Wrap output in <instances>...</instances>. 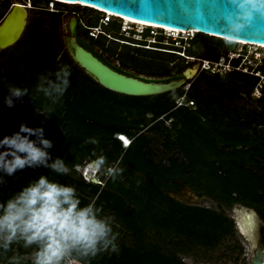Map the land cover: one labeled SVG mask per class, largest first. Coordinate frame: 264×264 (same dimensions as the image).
<instances>
[{"label": "trees", "instance_id": "16d2710c", "mask_svg": "<svg viewBox=\"0 0 264 264\" xmlns=\"http://www.w3.org/2000/svg\"><path fill=\"white\" fill-rule=\"evenodd\" d=\"M27 2L32 13L27 17L20 38L1 53L0 138L18 131L21 123L32 128L42 126L44 138L51 141V147L47 149L49 157L53 160L63 159L73 174L78 176V173L73 169L83 166L85 162L91 163L98 156L105 157V164L98 171L99 181L104 179L107 174L106 170L111 167V163L118 162L116 167L123 171L115 179L109 177L102 186L86 183L80 178L75 179L68 173L57 174L50 168L41 165L26 166L24 169L15 171L12 175H7L0 170V202L11 198L22 187L35 181L41 175L75 187L82 205L93 202V198H95L94 203L97 206L101 207L103 211L112 213L114 221L120 227L117 232L120 231L125 237H128V240L127 242L116 240L118 245L116 252L105 251L94 258H70L75 261V264H181L178 258L179 253L189 254L197 245L215 246L221 233L225 232L226 218L220 212L185 206L169 199L163 191L175 190L177 185L174 184V181L177 179H182L196 192H205L217 198L226 207L230 208L232 205H241L249 209L255 207L264 219V213L260 208H257V205H264V186H261L259 180L246 168L249 161H252L257 155L262 156L263 153H248L247 135L241 133L252 124H264V110L261 113L247 111L244 113L238 109L230 110L225 102L218 101L211 92L203 93L198 87L197 79L193 81L192 85L190 84V90L186 92L174 90L154 96L131 97L106 90L91 80L62 51L57 32L59 15L57 12L52 13L44 10L47 3L53 1L28 0ZM11 5L10 0H0L2 13L0 21L8 13ZM98 20H102V18L96 17L94 22L86 21L83 26L89 39L95 42L99 38L103 40V43H99L100 47L104 48L105 40L109 39L114 47L107 51L113 55L116 53L115 46H120L122 48L120 53L124 51L132 59L152 58L163 65L161 69L155 71L129 65L138 70L139 74L145 72L147 76L166 77L183 72V69L178 66H168V63L174 58L184 60L175 53L174 49L176 48L173 47L171 40L168 51L163 52H149L148 49L130 47L119 43L121 40L116 38L122 37L119 25L115 26L110 21L103 25ZM100 26H103L104 30L105 26H114L116 36L113 37L107 33L99 34L96 37L89 35L90 28ZM145 35H148V31L142 34V36ZM198 35L205 37V35L194 33L185 50L186 55L190 58H194L190 52L194 48ZM162 36H157L158 41L163 39ZM19 56L21 58H18ZM118 56V60L123 65H127ZM218 57L219 53L216 55V59ZM58 65L71 66L105 92L136 99L137 103L124 107L121 113H119L120 111L116 112L111 106L105 107L101 112L93 109L89 111L87 108V113H79L81 111L69 110L71 103L75 100L70 88L65 92L61 101L53 104L42 93H35V85L38 82L39 74H47L49 78L54 79L52 74L57 70ZM247 78L246 83L243 78L232 80L235 93L233 96H228L227 99H232L239 90L243 89L245 92H249L254 87L255 79L250 76ZM73 83L72 85H76V81ZM12 84L28 88V95L13 98V106L7 107L4 103L9 94L6 87L13 86ZM226 85L228 84L226 83ZM210 89L211 85L206 86V90ZM184 93L186 101L196 102L195 112L185 106L175 108L174 100L171 97L178 98ZM44 105L53 110L40 112L39 110ZM148 115H150L149 120H147ZM202 117L204 121H201ZM222 118H228V122L223 123ZM241 118H250V121L243 123L240 121ZM166 120L171 121L172 127L178 125L179 128L174 140H170L168 135H164L162 145L167 150L180 152L184 161L168 158L167 165H157L153 162L151 149V144L157 143V140L140 133V128H146V131L160 135L161 129H164L162 122ZM227 124L240 126L237 134L234 133V137L230 136L233 133L227 127L228 130H221V126ZM208 133L212 134L216 151L215 159L212 160V176L217 179L214 181L216 187L214 191L205 187L202 181L201 186L205 188H199L197 172L193 168L196 156L191 149L185 150L183 146V138L190 146L193 143L194 134L207 137ZM117 134L130 139L126 148L121 147L116 138H113ZM29 138L36 139L35 136ZM89 138H96L98 143L93 144L90 140L85 143V140ZM227 148H230L229 152L226 150ZM223 158L225 167L222 166ZM136 171L145 174L143 185L135 186L132 175ZM203 173L200 176H206ZM115 230L113 226L114 233ZM150 232L156 236L155 243L149 240ZM169 236L172 237L167 240L165 237ZM15 243L13 241L7 250L0 248V261L7 258L15 248L20 254V246L16 247ZM31 246L36 251L37 246L35 244Z\"/></svg>", "mask_w": 264, "mask_h": 264}, {"label": "rangeland", "instance_id": "374dc122", "mask_svg": "<svg viewBox=\"0 0 264 264\" xmlns=\"http://www.w3.org/2000/svg\"><path fill=\"white\" fill-rule=\"evenodd\" d=\"M28 0H10L12 5L16 2L27 6ZM11 5V6H12ZM51 3L48 2L46 8H44L45 11L48 12H57L59 15L58 17V36L60 43L62 45V51L65 52L66 56L69 58L66 50L64 41L66 37V32L68 31V23L71 19H80L83 24H85L86 21L94 22L95 18L98 19L102 18L104 21V15H102L100 12L87 9L85 7L81 6H71V5H64L56 3H53V8H50ZM31 7H27V17L29 14H31L32 10H30ZM0 11V16H1ZM27 20V19H26ZM109 21L113 23L115 26L119 25V32L122 33V28L126 24V22L122 19L116 18V17H110ZM100 23V21L98 20ZM131 24V23H130ZM132 28H136L137 30L141 29V26L138 27L130 25ZM101 29H104L102 26ZM86 31V29H84ZM105 30L107 33L110 34V36H116L114 26H105ZM148 28L144 29L145 31H148ZM87 33V32H86ZM157 34L162 35L164 32H160V29H157ZM150 34V33H149ZM167 34L166 32L164 35ZM177 33H174L173 36L175 37ZM88 35V33H87ZM86 35L87 42L103 57L107 58L108 60L112 61L115 64H118L121 68H124L128 71H131L133 73L139 74V71L132 68V67H138V68H147L149 70H159L163 67V65L156 60L152 58H130L126 52H121L122 48L120 46L116 47V53L113 55L111 52L107 51L109 48L112 50L114 47L112 41L109 39L105 40L104 48L100 47L99 43H103L102 39L99 38L98 41H92L89 39V37ZM189 34H180V37H187ZM85 36V35H84ZM88 37V38H87ZM172 40V39H171ZM220 39H211L208 36H205L204 38L200 35L197 36L196 41L194 43V48L191 50L190 54L194 56V61L189 60H180V59H173L170 63H168L169 67L178 66L183 71L187 70L190 72L191 76L190 79L182 82L173 83L170 88H172L170 91L174 90H180L182 92H185V90H190V84L192 85L193 81L197 79L200 89L203 93L209 94L210 92L217 98L220 102H225L227 106L232 109H238L240 112H256L261 113L264 110V102L258 106H255L252 102H250L249 99L243 98V100L239 97H233L232 99H227L228 96L234 95V86L232 84L233 79H240L243 78L245 80V83L247 82L246 75H238V73H228L226 75H211L207 72L200 71L199 61L203 59L208 60H216V55L219 53V57L223 55H226L229 50L232 51L236 48L235 44L226 46L223 42V40ZM99 45V46H98ZM107 47V48H106ZM231 48V49H230ZM45 49L44 47L42 48ZM229 49V50H227ZM4 50V49H3ZM0 51V73L2 72L1 67V60L3 52ZM227 50V51H226ZM186 53V52H185ZM187 54V53H186ZM122 59L127 65H123L117 58ZM150 55V54H149ZM135 57L137 55L134 54ZM197 57V58H196ZM18 58H21L19 56ZM192 58V57H191ZM23 60V59H22ZM24 61V60H23ZM20 63V61H19ZM20 65V64H19ZM132 67H130V66ZM71 69L72 75L69 77L70 80V86L68 89L71 88V92L75 96V100L71 103V106L69 107V110L76 111L79 113H87V110H98L103 111V109L107 106H111L116 110V112L120 111L122 112V109L124 107L133 105L134 103H137L136 99H129L123 96L114 95L112 93L105 92L101 88H99L97 85L91 83L86 79L84 76H82L78 71H76L73 67L69 66ZM177 73H175L176 75ZM142 75H145V72L142 73ZM193 76V77H192ZM157 77V76H152ZM192 77V78H191ZM166 78V77H165ZM76 81V85L73 82ZM230 81V83H228ZM226 83L228 85H226ZM226 86H225V85ZM211 85L210 90H206V86ZM224 85V86H223ZM208 88V87H207ZM264 89V87H263ZM169 92V91H168ZM172 100H175L176 98L174 96L171 97ZM252 99V98H251ZM196 102L194 103V106L189 108L190 111L195 112ZM83 109V110H82ZM85 109V110H84ZM79 113H77L79 115ZM90 114V113H89ZM150 115L147 116V120H149ZM223 123L228 122V118H222ZM77 121V120H76ZM201 121H204V118H201ZM161 127V125H160ZM221 130H226L227 128L233 133L230 136L234 137V133L237 134V130L240 129V126H236L233 124H227L222 125ZM227 127V128H226ZM162 128H164L163 131L161 129L160 135L159 133L155 132H149L146 131V128H140V133H144L146 136L154 138L157 140V143L151 144L152 154H153V162L155 164H161V165H167L168 162L166 161L168 158H176L177 160L184 161L183 155L176 151V150H167L163 147V139L164 135H168L170 140H174L176 136V132L179 128L177 125L176 127L171 126V121L166 120L162 122ZM227 129V130H228ZM167 133V134H166ZM230 133V132H229ZM242 134L247 135V146L248 153L250 154H260L263 153L262 156H255L252 161H249L246 168L249 169V173L252 172V174L255 176L257 180H259V183L261 186H264V124L261 125H250L247 129L243 130L241 132ZM118 135V134H117ZM117 135L113 136V138H116V140L119 142L120 146L122 147V143L118 140ZM209 135V136H208ZM207 137H200L196 134L193 135V143L189 146L187 141L183 138V146L185 150L191 149L192 152H194V164L193 168L197 172V181L199 188H205L207 187L209 190L214 191L215 190V183L216 177L212 176L213 172V166H212V160L215 159L216 151L215 145L212 141V134L208 133ZM125 137V136H124ZM127 138V137H126ZM129 141L130 139L127 138ZM219 147H221L219 145ZM217 146V148H219ZM69 149V148H68ZM228 152L230 151V148L226 149ZM49 163H52L54 160L50 157H48ZM221 161V160H220ZM105 164V163H104ZM111 167H116L118 165V162H114L110 164ZM223 167L224 165V158H223ZM73 170H75L78 173V176L73 174L71 171H68L67 173L71 175L73 178L78 179L80 178L86 183H93V184H100L103 186L105 181L110 177L107 174L104 176V179L102 181H99L98 175L96 177H93V172L95 169L90 168V163L85 162L83 166L75 167ZM86 170H89L86 173ZM83 172V176H81ZM204 172V173H203ZM201 173L205 174L206 176L202 177L200 176ZM209 175V176H208ZM133 182L135 186L143 185V182L145 181V174L140 171H136L132 175ZM202 184L205 187L201 186ZM174 184L177 185V188L175 190H165L163 191L164 195H166L169 199L185 205V206H191V207H199L203 209H208L211 211H214L216 213H221L226 218L225 221V232L221 233L220 239L217 241V244L215 246L206 247L203 245H197L194 247L189 254H183L179 253L178 258L181 264H251L252 258H253V250L249 247L248 242L246 239L242 236V234L239 232L236 226V221L234 220L235 210L234 207L237 205H232L230 208L226 207L222 203L218 201L217 198L206 194L205 192H196L194 189L192 190L188 184H186L182 179H177L174 181ZM250 185V184H249ZM205 193V194H204ZM261 193V192H259ZM233 196V195H232ZM257 208H260L262 212L264 213V205L260 206L257 205ZM253 209L258 217L261 219L260 226L264 225V219L261 217V215L257 212L256 208L253 207ZM234 211V212H233ZM103 213L100 215H112V213L108 211H102ZM113 224L116 234V240L127 242L128 237H125L120 231L117 232V229H119L118 223L114 221V219L111 221ZM230 223V224H228ZM261 228V227H260ZM153 233V232H152ZM151 232L149 233V240H151L153 243L156 242L157 239L156 236H154ZM172 237V236H171ZM165 237L167 240L171 238ZM166 240V241H167ZM15 246L19 247L21 249L20 254L17 253L16 248L10 253V255L1 260L0 264H32L34 256L33 253L35 252L34 247L31 245L24 246V242L22 240H14ZM16 259H13V258Z\"/></svg>", "mask_w": 264, "mask_h": 264}, {"label": "clouds", "instance_id": "9594fccd", "mask_svg": "<svg viewBox=\"0 0 264 264\" xmlns=\"http://www.w3.org/2000/svg\"><path fill=\"white\" fill-rule=\"evenodd\" d=\"M230 3L233 8L224 16V24L220 25L226 46L236 42L254 17H264V0H230ZM121 36L126 39L122 44L127 46L140 47L137 43H142L149 47L155 44L154 38L144 39L142 34L136 35L132 31ZM52 75L54 79L47 74L37 76L35 93H42L55 104L68 90L72 73L68 65H58ZM12 85L6 87L9 94L4 103L7 107L13 106V98L28 95V88ZM52 110L44 105L39 111ZM30 136L36 139H30ZM89 140L93 144L98 143L96 138L86 139L85 143ZM50 147L51 141L44 138L42 126L32 128L21 123L18 131L0 138V170L12 175L26 166L41 165L57 174H67L69 168L63 159L48 163L47 149ZM104 163V156L91 161L90 168L95 169L93 177L98 175ZM106 171L115 179L123 169L108 167ZM79 173L84 177L83 172ZM94 201L95 198L93 202L82 205L75 187L41 175L11 198L0 202V248L7 250L14 240H22L24 246L35 244L37 249L33 253L32 264H71L70 258H94L105 251L116 252L118 245L111 223L114 217L100 215L103 210Z\"/></svg>", "mask_w": 264, "mask_h": 264}, {"label": "water", "instance_id": "95a60500", "mask_svg": "<svg viewBox=\"0 0 264 264\" xmlns=\"http://www.w3.org/2000/svg\"><path fill=\"white\" fill-rule=\"evenodd\" d=\"M65 5L81 6L100 13H108L119 19L126 18L143 24L160 27V30L169 29L202 34L208 37L223 40L220 28L224 24V16L232 10L230 0H52ZM79 4H84L79 5ZM0 21V26L8 18L12 7ZM24 6V5H23ZM25 9L27 7L25 6ZM26 11V10H25ZM26 24V21H25ZM78 21L69 22L70 35L77 47L75 56L67 51L73 63L96 84L111 92L131 96H154L170 91L173 83L188 80L185 70L177 75L154 78L136 75L110 64L102 58L89 44L77 38L76 26ZM25 27V25H24ZM24 27L17 37L10 43L1 44L0 51L13 45L21 36ZM164 28V29H163ZM236 41L249 45L264 46V17L256 16L241 32ZM161 86L160 91L153 92L152 87ZM239 208H246L237 205ZM236 206L234 207V209ZM240 208L238 210H240ZM249 210V209H248ZM234 212V211H233ZM235 220V219H234ZM237 226V225H236ZM238 229V228H237ZM260 244L264 245V227L260 233ZM253 264V261H251Z\"/></svg>", "mask_w": 264, "mask_h": 264}, {"label": "built area", "instance_id": "2783aa9c", "mask_svg": "<svg viewBox=\"0 0 264 264\" xmlns=\"http://www.w3.org/2000/svg\"><path fill=\"white\" fill-rule=\"evenodd\" d=\"M50 8L52 9V4L54 2H50ZM26 7H30L29 4H27ZM107 22L101 20V24H105ZM132 26L138 27V24H125L122 28V32L124 34H128L130 31L134 32L136 35H141L144 33V29L148 28L149 33L154 36L156 35V28H151L147 26H141L140 30H137L136 28H132ZM161 32V31H160ZM165 37L172 39L173 45L181 47V49L177 50L176 53L181 56L182 58L194 61L193 58H190L186 55L185 50L189 46L190 39L193 38L194 33H186L189 34L187 37H180V34L177 33L176 36H173L172 31H164ZM100 33L99 27L97 28H90L89 29V35L92 37H96ZM164 33L162 35H164ZM236 48L232 51H229L226 55L221 56L220 58L216 59L215 61H209V60H200L199 66L200 71L207 72L211 75H226L228 73L232 72H238L243 75L250 76L254 79L258 80L257 85L254 88V97L258 98L260 96L259 90L262 86H264V48L255 46V45H246V44H239L234 43ZM186 92V90H185ZM175 108L178 107H188L192 108L194 106V103L191 101H186L185 93L174 100ZM117 137H120V135H117ZM130 142V141H129ZM75 261L71 260V264H75Z\"/></svg>", "mask_w": 264, "mask_h": 264}, {"label": "bare ground", "instance_id": "6f19581e", "mask_svg": "<svg viewBox=\"0 0 264 264\" xmlns=\"http://www.w3.org/2000/svg\"><path fill=\"white\" fill-rule=\"evenodd\" d=\"M13 5H14L12 7L13 10L9 14L5 22L0 26V45L12 42L19 34V31L21 30L22 26L24 27L25 21L27 19V12L25 11L26 10L25 6H23L18 2L14 3ZM79 5L83 6L84 4H79ZM122 20H124L126 24L128 23L138 24L142 26L160 29V27L154 25L143 24L126 18H122ZM165 30L172 31L173 33H179L178 31L169 30L166 28L164 29V31ZM181 33L186 34L185 32H181ZM190 33H194V31H191ZM235 43L245 44L242 41L241 42L236 41ZM255 46H259V45H255ZM67 47L70 49L71 54L73 56H75V53L77 52V50H79L75 46L73 39L67 40ZM259 47L264 48V46H259ZM185 74L187 78L190 79L189 78L191 76L190 72L186 70ZM160 88L161 86L152 87L151 90L153 92H157L160 91ZM118 140L122 143L124 147H127L129 144V140L123 135L118 137ZM88 171L89 170H86V173ZM239 208L236 206V208L234 209L236 212L234 218L239 232L246 239V241L249 244V247L253 250V258H252L253 264H264V245L260 244V233H261L260 227H262L260 226L261 220L253 209L248 208L249 209L248 210L246 208H240V210H238Z\"/></svg>", "mask_w": 264, "mask_h": 264}, {"label": "flooded vegetation", "instance_id": "af4514ba", "mask_svg": "<svg viewBox=\"0 0 264 264\" xmlns=\"http://www.w3.org/2000/svg\"><path fill=\"white\" fill-rule=\"evenodd\" d=\"M73 19H75V18H73ZM77 21H78V24H77V26H76V34H77V38H80L81 40H83V41H85L87 44H89L88 42H87V40H86V38H84V37H86V31L84 30L85 29V27L83 26V23L81 22V20L80 19H76ZM100 22H101V20H99ZM70 22V21H69ZM68 31L65 33L66 34V37H64L65 38V41H64V45H65V50H66V52H67V54H68V56L70 57V55H69V53H68V51H67V40L68 39H73V37H71V35H70V29H69V23H68ZM101 27L102 26H100V28H99V30H100V33L99 34H104V33H107L104 29H101ZM98 34V35H99ZM108 35H110L109 33H107ZM132 34V33H131ZM85 35V36H84ZM119 36H120V33L118 34ZM112 36V35H111ZM157 36H160V34H156V35H154V36H152L151 34H149L148 33V35H145V36H143V38L144 39H149V40H151V39H155V44H150L149 45V47H147L148 45L147 44H142V43H137V44H139L138 46H140V48H144V49H148L149 50V52H155V51H158V52H163V51H168V49H169V45H170V40L171 39H166V37H163V36H165V35H163L162 37H163V39L162 40H160V41H158V39H157ZM114 37V36H113ZM117 39H119V40H122V41H125L126 39L122 36V37H116ZM172 41V43H173V40H171ZM90 45V44H89ZM173 45V44H172ZM91 46V45H90ZM92 47V46H91ZM130 47H132V46H130ZM93 48V47H92ZM94 49V48H93ZM95 50V49H94ZM175 51H177L176 49H174ZM96 51V50H95ZM230 51V50H229ZM97 52V51H96ZM98 53V52H97ZM99 54V53H98ZM100 55V54H99ZM102 58H104L106 61H108L110 64H112V65H115L116 67H118V68H120V69H123V70H126V69H124V68H121L118 64H115V62L113 63L112 61H110V60H108L107 58H105V57H103L102 55H100ZM70 59H71V57H70ZM73 62V61H72ZM83 71V70H82ZM126 71H128V70H126ZM128 72H131V71H128ZM131 73H133V72H131ZM235 73H238V72H235ZM133 74H136V73H133ZM238 74H241V73H238ZM136 75H142V74H136ZM177 75V74H176ZM143 76H145V75H143ZM147 77H152V76H147ZM166 77H168V76H166ZM154 78H162V77H154ZM255 85H254V87L249 91V92H245L243 89L242 90H239L238 92H237V94L234 96V97H242L241 99L243 100V98H245V99H249L250 100V102H252L255 106H258V105H260V104H262L263 102H264V93H263V87L264 86H262L261 87V89L259 90V93H260V96L258 97V98H255L254 97V94H255V92H254V88H255V86L257 85V83H258V80L257 79H255ZM252 98V99H251ZM240 121L241 122H243V123H247V122H249L250 121V118H241L240 119ZM261 220V219H260ZM263 227H264V225L261 227V230L263 229Z\"/></svg>", "mask_w": 264, "mask_h": 264}, {"label": "crops", "instance_id": "0c3cea01", "mask_svg": "<svg viewBox=\"0 0 264 264\" xmlns=\"http://www.w3.org/2000/svg\"><path fill=\"white\" fill-rule=\"evenodd\" d=\"M124 147V146H123Z\"/></svg>", "mask_w": 264, "mask_h": 264}]
</instances>
